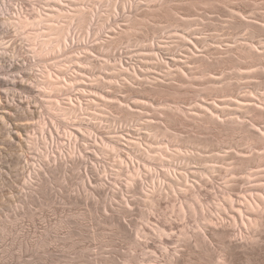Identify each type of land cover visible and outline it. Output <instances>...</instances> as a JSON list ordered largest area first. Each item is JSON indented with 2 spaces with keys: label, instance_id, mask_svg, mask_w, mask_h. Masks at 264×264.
Listing matches in <instances>:
<instances>
[{
  "label": "rangeland",
  "instance_id": "374dc122",
  "mask_svg": "<svg viewBox=\"0 0 264 264\" xmlns=\"http://www.w3.org/2000/svg\"><path fill=\"white\" fill-rule=\"evenodd\" d=\"M17 2L25 13L44 4L43 0ZM126 2L127 0L72 2L74 5L71 8L84 10L86 19L76 16L69 25V39H65V45L53 51H44L40 56L34 55L31 47H36L29 45L23 34L12 28L8 33L0 31V50L4 48L7 51L2 50L0 54L13 56L19 65L20 62H27L26 69L22 70V79V74L9 68L0 70L2 79L16 77L15 80H22L33 87L32 79L43 68L53 74L58 73L61 78L67 79L73 75L78 78L71 88L73 91L66 89L60 94H50L49 97L60 102L72 99L73 103L85 104L87 101L91 104L88 115L81 114L69 120L51 119V114L43 104L48 96L12 91L10 96L14 95V101L18 103L22 100L23 107L27 108L17 109L13 114L14 117H29L27 123L30 128L28 127L26 135L33 137L41 123L48 121V127L54 128L55 153L68 150L66 137L63 135V131L68 128L74 132L82 129L80 131L98 134L104 139L114 137L112 139H119L125 148L122 158L128 164L132 159L136 166L139 161L144 162V159L129 151L127 141L138 140L146 150L149 146L153 151L151 155L158 148H168L172 153L168 157V163L158 164L151 160L147 162L148 169L140 167L142 172L148 174L146 170L156 171L162 176L170 170V174H187L190 182L188 185L200 184L204 179L201 173L207 157L219 155L226 158L232 153L248 156L252 152H259L257 148L253 150L254 141L252 144L242 133L217 136V141L212 144L217 151L210 152L209 148L212 146L209 145L208 148L207 141L211 142L214 137L206 136L200 123L195 126L188 118L193 114L188 112L197 113L196 109L202 103L231 107L225 103L232 104L234 100L240 99L255 100L258 103L256 107L264 110V0H207V4L195 5L191 0H154L147 5ZM161 2L164 8L156 10L157 16L150 22H144L138 29L130 30L125 35L121 34L129 19L140 17L141 13L147 12L148 6L151 10ZM61 6L63 9L69 8L66 0ZM63 24L61 19L58 27ZM153 44L154 52H160V56L169 62L170 67L174 65L171 59H187L188 50L201 59L198 63L188 64L185 74H176L174 83L166 81L167 77H162V73L158 78L164 82L155 78L151 82L153 85L138 78L136 82L131 79H128L130 82H123L121 77L112 75L115 60L119 59L125 68L136 66L145 70L141 61L148 56ZM77 58L83 63L90 61L91 65L84 66L82 63L78 67L74 61ZM5 63L9 64L6 60ZM106 64L109 66L103 69ZM138 75L141 78L144 76L140 73ZM117 79L118 82L115 83L114 80ZM214 79L222 81L216 88L211 85ZM110 82L113 83L111 86ZM175 106L187 111V114L179 115L174 112L176 115L165 117L171 114L168 110ZM246 111L243 109V116L237 120L249 124L255 122L259 127H264V116L260 110ZM99 114L102 115L98 119ZM234 117L237 118L235 115ZM57 128L60 131L58 133L55 132ZM24 141L25 137L20 139L21 143L18 141L13 145H3L0 149V264L156 263L155 260L162 256L161 250L155 248L156 244H160L154 243L157 234L153 235L154 232H151L146 238L142 236L139 245H136V231L144 232V224H148L149 229L155 227L154 230L160 223L170 225L172 222L167 217L172 214V204H176L175 195L164 193L158 203L150 204L145 201L141 192L134 189L130 192L124 190V198L118 196V192L112 199L113 191L126 187L122 183L125 180L112 174L115 172L114 155L101 151L94 154L90 149L85 153L84 143L80 139L79 149L88 158V168L78 163L67 173L63 168L48 175V178L42 173L39 185L25 186V178L27 180L28 171L37 162L38 154ZM178 150L183 155H190L188 157L193 160L182 161L178 152L176 154ZM227 162L229 161L224 160L218 164V172L213 174V183L220 184L230 177L226 173ZM95 164L96 168H101L97 175H93L91 170ZM132 165L133 163L130 164V169ZM252 168L248 170H258ZM85 169H88V176L93 180L92 184L84 180L83 187V177L87 174ZM103 175H108V181L103 180L106 184H102L104 188L98 190L96 182H100L98 177ZM144 180H150V174ZM240 183L245 190L248 183ZM125 199H128V204L121 202ZM122 208L127 211L121 213ZM189 219L192 220L190 226L197 230L199 225L196 226L193 218L187 220ZM172 221L174 223L171 225L174 224L173 228L176 230L173 229V232L178 234L185 221L180 218ZM164 246L172 248L174 245L167 243Z\"/></svg>",
  "mask_w": 264,
  "mask_h": 264
},
{
  "label": "bare ground",
  "instance_id": "6f19581e",
  "mask_svg": "<svg viewBox=\"0 0 264 264\" xmlns=\"http://www.w3.org/2000/svg\"><path fill=\"white\" fill-rule=\"evenodd\" d=\"M39 1L41 0H38V2ZM75 1L77 0H66L69 8L63 9L61 5L64 4L65 0H43L44 4L39 5L40 8L33 7L31 9L32 12L25 13L17 0H0V31L2 33H8L10 28H12L13 31L23 34L28 44L36 47H31L35 56H40L44 51H53L56 48L64 46L65 44L63 42H65V39H69V25L76 16L78 17L80 15L82 19H86L84 10L71 8V6L74 5L72 2ZM151 1L154 0H134V2H132V0H127L126 3L128 4L130 2V4L134 3V5H147ZM206 1L207 0H191V2L194 3L193 5L207 4ZM6 2H8V4ZM46 2H48V4H46ZM162 3L163 2L158 3V5L156 7L154 6L151 10L148 6L149 8H146L147 12L145 11L144 14L141 13L140 17L137 16L138 18L132 17V19H129L121 34L125 35L130 32V30L134 31V29H138L144 22H150L151 19L157 16V14L155 15V11H160L164 8V4ZM27 14H30V16H27ZM61 19L64 24L58 27ZM14 28H16V30H14ZM24 32L26 34H24ZM156 48L160 47L156 46ZM2 50L7 52L4 48H2ZM2 50H0V52H2ZM249 50L252 51L251 48H249ZM187 52L188 57L187 59L185 58V60L176 61V59H171L174 65L170 67L169 62L160 56V52H154L153 44L148 56L141 61V66H143L145 70L142 71L140 69L141 67L138 69L136 66L125 68L122 65V60L119 59L115 60L112 75L116 78L121 77L120 79L124 80L123 82H128V79H131L132 82L135 80L136 82L138 78V80H146V82L151 83L152 79L156 78V80H160L158 76H162L163 74L162 77H167L166 81L174 83L176 81V74L177 76L179 74H185L186 72L184 71L188 68V64L198 63L201 59L194 52L190 50ZM5 60L9 62L8 65H6ZM74 61L77 66H81L83 63L78 58L74 59ZM0 63V70L9 68L22 74L20 79L24 77L22 70L26 69L25 65L27 62L26 64L25 62H20L19 65V63L13 59V56L2 53L0 54ZM83 65L89 66L91 62L86 60ZM108 66L109 65L106 64V66H103V69H106ZM139 73L144 75L143 78L138 75ZM57 74H53L50 70L43 68V70L39 72V75L35 77L34 80L32 79L33 87L23 83L22 80H15L16 77H12L10 80H5L0 77V149L3 145H13L12 143L20 142V139L25 137L24 142L27 143V146L38 154L37 162L32 167V170L28 171L27 180L25 178V186H35V184H38L42 173H44L46 178H48V175L58 172L60 168L65 169L64 172L67 173L66 171L75 168L78 163L88 168V158L82 154L83 151L81 153V148L79 149L80 145H78V141L80 139L84 143L85 153L90 149L94 154L101 151L105 154L114 155L115 170L113 171L115 172H112V174L118 179L122 178L120 180H125V182L122 183L126 187L122 189L119 188L116 192L113 191L111 194L112 199L118 192H120L118 196L124 198L126 192H130L134 189L141 192L145 201L150 204L158 203L157 201L160 200V197L165 194L176 196V204L173 203L171 206L172 214L167 218L172 223H174L172 220L176 218L185 221L182 229L178 230V234L173 232L174 224L171 225L172 223L170 224L169 221L167 222L170 225L166 226V224L163 225L160 223L161 226H156L155 230V227L149 229V227H147L148 224H144V232L139 233L138 230L136 231L137 239L134 240L136 245H139V240L142 236L146 238L150 236L151 232H154L153 235L157 234L156 242H153L160 243L156 244L157 246L155 245V248L158 247V249L161 250L162 256L155 260V264H264V127H259L255 122L249 124L245 121L237 120L243 116L242 113L244 111L241 112L243 109H245V111L260 110L264 116V110L257 108L259 106L256 107L257 102H255V100L240 99L239 101L234 100L236 103H225L231 105V107L219 106L218 104L212 103H202L198 105L199 107L196 109L197 113L188 112V114H193L188 116V118L193 121L195 126L200 123V126L204 129L205 135L207 134L214 137L211 142L207 141L208 148L212 146L213 142L217 141V136H222L221 134L234 135V133H242V135H246L248 141H251V143L254 141L255 148L253 150L257 148L259 152H252L248 156H238V154L232 153L230 155L228 154L226 158H221L219 155H212L209 158H205L206 164L203 167L204 171L201 173L204 179L200 184L194 183L193 185H188L190 182L187 174L178 175L176 172L170 174V170L168 172L164 171L166 174H162L163 177L160 175V172L146 170V172L150 174V180H144V178H148V174H144L142 168H144V170L146 168L148 169L147 162L151 160L157 161L158 164L169 162L168 157H171L172 153L168 148H158V150L151 155L153 151H151L152 148L149 146L148 150H146L138 140L127 141L129 142L127 143L129 151L137 153L138 157L144 159V162L139 161V163H137L138 166L134 164L135 161L132 159L131 161L129 160L130 164L133 163L132 169H130L129 162H126V160L122 158L124 155L122 152L125 151V148H123L119 139L113 140L112 138L114 137L104 139L98 136V134L80 131L82 129L75 130L74 132L68 128V130L63 131V135L66 137L65 142L69 146L68 150L55 153L53 150L55 141L54 128H52V126L48 127V121L41 123L38 132H36L33 137L26 135L29 127L27 123L29 117L13 116L17 109L25 107H23L24 103L20 100V97L18 103L14 101L16 100L14 95L10 96L12 91H22L26 94L36 93L40 97L48 96V98L45 97L46 100H43V104L49 115L51 114V119L68 118L69 120V118H77L81 114L88 115L87 111L89 106H91L90 102L86 101L85 104L82 102L73 103L72 99H69V101L66 100V102H60L55 98L49 97L50 94H60V92L66 89L70 90L77 83L78 78L73 75H70L69 78L66 79V77L61 78ZM28 79L29 78H27V80ZM114 81L116 83L118 79ZM28 82H30V80H28ZM160 82H164V80H160ZM220 83H222V81L214 79L211 85L213 88H216L217 84ZM109 84L111 86L113 83L110 82ZM151 84L153 85L154 83ZM71 91H73V89H71ZM29 108L28 106V110ZM25 109L27 110V108ZM168 111L171 112V114H166L167 116L165 117L176 115L175 113L187 114V111L179 106H175ZM101 115L102 114L97 115L98 119ZM234 115L237 118H235ZM55 132L58 133L60 131L57 128ZM215 150L213 146L211 149L209 148L210 152H214ZM177 152L183 159L182 161L190 162L193 160L188 157L190 155H183L180 150L176 151V154ZM236 152H239V150ZM224 160L229 161L225 164L228 165L226 170V173L228 172L227 176L230 177L226 178V180L220 184L213 183V174L218 172L216 167ZM141 166L142 168H140ZM252 167L258 168V170H248ZM125 168L126 170H124ZM222 168H224V166H222ZM100 169V166L96 168V164L93 165L91 168L92 172H94L93 175L100 173ZM85 170L87 174L83 177V187L84 180H88L90 184H92L93 180H90L91 177L88 176V169ZM142 176H144V178H142ZM35 178L36 180H33ZM98 180H100V182H96L95 179L97 184L96 187H99L98 190H102L108 181V175L99 176ZM103 180H106V182ZM144 182H146V184L150 182L152 185L150 186V184H148V186H146ZM240 182L248 183L245 190L239 185L241 184ZM102 184H104V186H102ZM124 190H126V192H124ZM143 197L142 199H144ZM121 202L128 204V199H125V201L122 200ZM126 211V208H122L121 213H125ZM172 216H176V218H172ZM186 218H193V221L197 223L196 226L199 225L198 229L194 230L190 226L192 220H187ZM163 220L161 222H163ZM176 229H178V227H176ZM152 238H154V236H152ZM166 242L174 246L168 248L164 246L165 244L167 245ZM147 244L146 242V245ZM186 256L188 257L186 258ZM151 259L152 258H149V260Z\"/></svg>",
  "mask_w": 264,
  "mask_h": 264
}]
</instances>
